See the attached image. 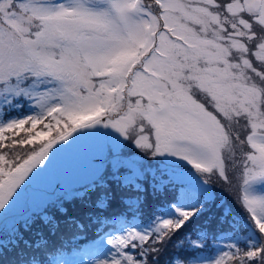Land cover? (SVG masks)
<instances>
[{
	"label": "snow or ice",
	"instance_id": "1",
	"mask_svg": "<svg viewBox=\"0 0 264 264\" xmlns=\"http://www.w3.org/2000/svg\"><path fill=\"white\" fill-rule=\"evenodd\" d=\"M86 136L105 143L81 201L111 205L104 161L131 144L157 164L117 180L135 189L128 206L160 203L146 222L113 221L87 264H264V0H0V210ZM212 177L245 215L218 205L232 236L201 259L207 234L179 237L215 204ZM66 199L0 235V264H45L31 234L61 218L83 230Z\"/></svg>",
	"mask_w": 264,
	"mask_h": 264
},
{
	"label": "trees",
	"instance_id": "2",
	"mask_svg": "<svg viewBox=\"0 0 264 264\" xmlns=\"http://www.w3.org/2000/svg\"><path fill=\"white\" fill-rule=\"evenodd\" d=\"M156 171V169H155ZM167 176V173H164V176H161L160 173H157V179H163ZM149 194L152 192L151 184V173L149 174ZM123 176L119 175L117 179H106L108 182H111L113 188V199L111 205L105 211H98L92 206V201L96 199V195H93L91 199H85L84 201L80 200V196H83L85 190L89 186L84 185L80 186L79 195H76L71 198L70 207L74 210H77V216L80 221H83L85 228L83 230L73 226V223L69 221L66 225L63 218L60 219V230L53 231L51 236L48 235L47 230H44L41 233H36L35 231L31 234L32 238L36 240L35 247H40L42 244L47 243V247L42 249L43 257L45 258V264H53V256L57 253L63 251H74L75 249H81L83 245L93 242L98 237L103 235L105 232H109L114 229L113 221L117 219L118 216L126 217L127 220H131L134 216H138L140 221L146 222L148 217L156 212L157 214L160 211V203L157 202L156 198L152 195H149L147 202L140 208L139 212H136L134 207H129V200L135 199V189H124L121 190L120 185L117 183V180L122 181ZM165 182H167L165 180ZM169 190H172V186H169ZM178 191V189H177ZM215 197V204L209 205L210 211L204 213L197 219H195L187 228L180 234L179 239H184L185 234L190 239H196L200 234H207V247L196 252V255L199 256L200 252L208 251V254H213L217 248L216 242L219 239V236L224 233H228L227 223H222V217L220 215V209L218 205L222 204L221 197L219 195ZM143 199V197H142ZM82 204H87L88 211L86 213L80 212L79 209ZM216 207V208H215ZM234 217L237 216L234 214ZM239 219V218H237ZM79 221H77L78 223ZM13 235H11L12 237ZM37 236H40V239H36ZM14 243V240H13ZM184 248L187 249L186 253H181L185 255L191 253L193 249L189 247L188 241H185ZM11 251V248H9ZM172 254L171 247L169 249V255ZM40 255L39 253L37 254ZM168 256L164 257L166 261Z\"/></svg>",
	"mask_w": 264,
	"mask_h": 264
},
{
	"label": "rangeland",
	"instance_id": "3",
	"mask_svg": "<svg viewBox=\"0 0 264 264\" xmlns=\"http://www.w3.org/2000/svg\"><path fill=\"white\" fill-rule=\"evenodd\" d=\"M15 115V113H14ZM145 164L146 166L151 165L152 171L155 172L156 161H147L141 155L139 150L135 149L134 146L128 144L127 147H122L118 156L113 159L109 158L104 161L105 169L111 174L106 176V179H117L119 175L123 178L130 174L132 168L139 164ZM163 169L164 165H160ZM120 169H124L121 172ZM87 185V184H86ZM84 186V185H80ZM79 186V187H80ZM69 186V187H56L55 181L52 174V169L49 165L48 169L38 174L29 184V186L20 194L16 202L7 210H0V235L7 233L8 237L11 238L13 235V229H19L24 223V219L30 215L33 211H41L46 203L50 200L55 199L57 196H64L67 199V204L72 197L76 196L80 192V187ZM210 191L214 196L219 195L221 202L225 207H231L233 213L237 218H241L245 215L243 210L234 203L235 191L230 188L227 184L218 180L216 177H212L210 184L208 185ZM216 208V207H215ZM49 211H53L49 209ZM123 216H118L117 219ZM129 223H141L138 216H134ZM110 230L109 232L113 231ZM102 236V235H101ZM100 236V237H101ZM232 236V232L221 234L218 241L216 242L217 248L213 254H208V251L200 252L199 258L201 259H212L214 258L223 245L229 242V237ZM100 238L96 242H89L83 245L82 249H75L74 251L59 252L53 256V264H87L88 261L92 260L100 252Z\"/></svg>",
	"mask_w": 264,
	"mask_h": 264
},
{
	"label": "water",
	"instance_id": "4",
	"mask_svg": "<svg viewBox=\"0 0 264 264\" xmlns=\"http://www.w3.org/2000/svg\"><path fill=\"white\" fill-rule=\"evenodd\" d=\"M104 143L102 137L86 136L57 152L50 163L56 187L88 184L95 169L102 167L98 157Z\"/></svg>",
	"mask_w": 264,
	"mask_h": 264
}]
</instances>
